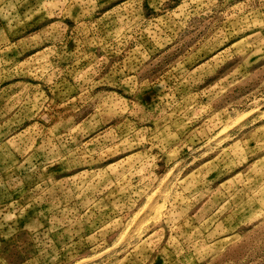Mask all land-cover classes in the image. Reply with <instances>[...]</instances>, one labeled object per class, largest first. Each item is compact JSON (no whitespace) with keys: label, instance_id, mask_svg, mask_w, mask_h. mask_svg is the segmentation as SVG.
<instances>
[{"label":"rangeland","instance_id":"374dc122","mask_svg":"<svg viewBox=\"0 0 264 264\" xmlns=\"http://www.w3.org/2000/svg\"><path fill=\"white\" fill-rule=\"evenodd\" d=\"M0 264H264V0H0Z\"/></svg>","mask_w":264,"mask_h":264},{"label":"bare ground","instance_id":"6f19581e","mask_svg":"<svg viewBox=\"0 0 264 264\" xmlns=\"http://www.w3.org/2000/svg\"><path fill=\"white\" fill-rule=\"evenodd\" d=\"M164 188H165V187H164ZM157 203H159V202H157L156 200L153 201V202L151 203V205H150V208L156 211L158 208H160V207L157 205ZM150 208H149V209H150ZM138 222H139V221H138Z\"/></svg>","mask_w":264,"mask_h":264}]
</instances>
